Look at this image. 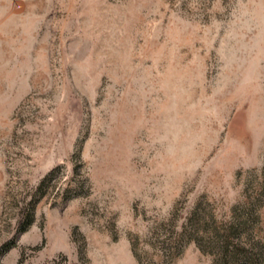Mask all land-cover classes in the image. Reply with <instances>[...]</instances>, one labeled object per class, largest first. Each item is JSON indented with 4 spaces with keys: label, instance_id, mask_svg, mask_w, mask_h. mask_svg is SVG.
Wrapping results in <instances>:
<instances>
[{
    "label": "rangeland",
    "instance_id": "rangeland-1",
    "mask_svg": "<svg viewBox=\"0 0 264 264\" xmlns=\"http://www.w3.org/2000/svg\"><path fill=\"white\" fill-rule=\"evenodd\" d=\"M226 238L264 264V0H0V264Z\"/></svg>",
    "mask_w": 264,
    "mask_h": 264
},
{
    "label": "trees",
    "instance_id": "trees-1",
    "mask_svg": "<svg viewBox=\"0 0 264 264\" xmlns=\"http://www.w3.org/2000/svg\"><path fill=\"white\" fill-rule=\"evenodd\" d=\"M228 239L229 238H226L224 241H222L221 257L219 258L220 262L222 264H253L250 261V259H248V256L245 255V252L243 253L233 252L232 254H230L229 246L231 243L228 242ZM240 255H243L241 256L243 258H241Z\"/></svg>",
    "mask_w": 264,
    "mask_h": 264
}]
</instances>
